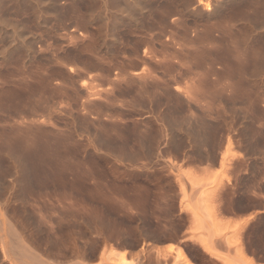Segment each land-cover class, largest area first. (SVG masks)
Masks as SVG:
<instances>
[{"label": "rangeland", "instance_id": "rangeland-1", "mask_svg": "<svg viewBox=\"0 0 264 264\" xmlns=\"http://www.w3.org/2000/svg\"><path fill=\"white\" fill-rule=\"evenodd\" d=\"M263 45L264 0H0V264H264Z\"/></svg>", "mask_w": 264, "mask_h": 264}, {"label": "bare ground", "instance_id": "bare-ground-1", "mask_svg": "<svg viewBox=\"0 0 264 264\" xmlns=\"http://www.w3.org/2000/svg\"><path fill=\"white\" fill-rule=\"evenodd\" d=\"M183 3H184V2H183ZM219 5H220V4H219ZM166 7H167V6H166ZM207 7H208V6H207ZM253 8H254V7H253ZM165 9H166V8H165ZM194 9H195V8H194ZM214 9H215V8H214ZM167 10H169V9H167ZM167 10H166V11H167ZM251 10H252V9H251ZM162 11L164 12V10H162ZM162 11H161V12L158 11V12H159V13H162ZM175 11H176V10H175ZM175 11H173V12H175ZM169 12H170V10H169ZM181 12H182V11H181ZM190 12H191V11H190ZM196 12H197V11H196ZM204 12H205L207 15L210 14V12H207L206 9L204 10ZM176 13L179 15L180 11H179V13L176 11ZM192 13H193V11H192ZM212 13H213V12H212ZM174 14H175V13H174ZM177 14H176V15H177ZM180 14H181V13H180ZM168 15H169V13H167V12H164V14L162 13V15H160V14L158 15L159 17L157 18V21H158L157 30H159L160 32L157 31V32H158L157 34H155L156 31H155L154 34H151V31H153L154 29H156V26H154V27H149V28L147 29L150 33H149L148 31H146V33L148 32L147 34H148L150 37H148L147 34L144 33V32H145L144 29H143V32H142V33H144V34L146 35V37H148L147 39H148V42H149V40H150L149 38L154 37V39H155V37H157V36H158V37H157V40H160V39H158V38L161 37V35H160L161 32H163V30L165 31V29L170 28L171 31L168 32V34L170 33V35H169V36L166 35L168 38H166V37L164 36V37L166 38L167 42L162 43V49H163V48L166 49L168 43H169V42H170V43H173V42L176 40V38H177V40H180V42H181V39H179L178 37H182L183 40H184L183 35H184L185 33H184V34L182 33V34H183V35H182L181 33H179V32L177 33V31L174 30L175 28L177 29V28L179 27V25L181 24V21H182V20L176 18V19H173V20H171L170 22H168V21H169V20L167 19ZM170 15H172V12H171ZM178 15H177V16H178ZM181 15H182V14H181ZM199 15H200V14H199ZM156 16H157V15H156ZM252 16H253V15H252ZM178 18H179V17H178ZM181 18H182V17H181ZM227 18H228V17H227ZM229 18H230V17H229ZM255 18H256V17H255ZM258 18H259V17H258ZM154 19H156V18H154ZM154 19H153V20H154ZM182 19H183V18H182ZM224 19H225V18H224ZM222 20H223V19H222ZM228 20H229V19H228ZM80 22H81V21H80ZM225 22H226V21H225ZM227 22H229V21H227ZM259 22H260V21H259ZM155 23H156V22H155ZM83 25H84V24H83ZM149 25H150V24H149ZM153 25H154V24H153ZM156 25H157V24H156ZM181 25H184V24L182 23ZM145 26H146V25H145ZM176 26H178V27H176ZM213 26L215 27V25H213ZM213 26H212L211 24H210V25H203L201 32H202L205 36H209L208 34H209L211 31H213V30H212V29H213ZM228 26H229V25H228ZM223 27H225V26H222L221 28H223ZM229 27H230V26H229ZM237 27H238V26H237ZM140 28H141V27H140ZM145 28H146V27H145ZM171 28H172V29H171ZM181 28H183V27H181ZM219 28H220V27H219ZM219 28H218V29H219ZM247 28H248V27H247ZM178 29H180V28H178ZM178 29H177V30H178ZM216 29H217V28H215V30H216ZM223 29H225V28H223ZM228 29L230 30V29H232V28L230 27V28H228ZM242 29H243V28H242ZM173 30H174V31H173ZM219 30H220V29H219ZM219 30H218V31H219ZM226 30H227V29H226ZM226 30H224V31L226 32ZM229 30H227V32H228ZM252 30H253V29H252ZM139 31H140V30H139ZM220 31H221V30H220ZM220 31H219V32H220ZM224 31L222 32V34H221V33H217V35H218V36H219V35H224V34H225ZM238 31H239V30H238ZM136 32H137V31H136ZM183 32H185V31H183ZM193 32H195V31H193ZM227 32H226V34H228ZM142 33H141V34H142ZM152 33H153V32H152ZM223 33H224V34H223ZM231 33H232V32H231ZM144 34H143V35H144ZM166 34H167V33H166ZM176 34H178V37H177ZM180 34H181V35H180ZM226 34H225V35H226ZM229 34H230V33H229ZM156 35H157V36H156ZM159 35H160V36H159ZM162 35H163V34H162ZM179 35H180V36H179ZM204 35H203V36H204ZM225 35H224V36H225ZM218 36L216 37L217 39H219L220 37H222V36H220V37H218ZM78 37H79V36H78ZM211 37H212V36H211ZM137 38H138V37H137ZM190 38H191V37H190ZM198 38H199V37H198ZM200 38H201V37H200ZM212 38H213V37H212ZM122 39H123V38H122ZM152 39H153V38H152ZM152 39H151V40H152ZM154 39H153V40H154ZM207 39H208V38H207ZM213 39H214V38H213ZM143 40H144V39H143ZM143 40H142V41H143ZM145 40H146V38H145ZM145 40H144V41H145ZM177 40H176V41H177ZM183 40H182V42H183V44H184V42H185L186 40H184V41H183ZM204 40L206 41V39H204ZM209 40H210V39H209ZM215 40H216V39H214V40H212V41H215ZM229 40H230V39H229ZM248 40H249V39H248ZM134 41H135V40H134ZM146 41H147V40H146ZM187 41H189V40H187ZM199 41H200V40H199ZM148 42H146V43H148ZM150 42H151V41H150ZM150 42H149V43H150ZM160 42H161V41H160ZM177 42H178V41H177ZM177 42H176V43H177ZM193 42H194V41H193ZM207 42H208V41H207ZM226 42H227V41H226ZM170 43H169V44H170ZM176 43H173V44L175 45ZM185 43H186V42H185ZM199 43H200V42H199ZM203 43H204V42H203ZM216 43H217V42H216ZM178 44H179V43H177V48H180V47H178ZM180 44H181V43H180ZM208 44H209V42H208ZM212 44H214V43H212ZM217 44H218V43H217ZM135 45H136V44H135ZM142 45H143V44H142ZM144 45H146V44L144 43ZM147 45H149V44H147ZM186 45H187V43H186ZM186 45H184V47L187 49ZM202 45H203V44H202ZM219 45H220V44H219ZM258 45H259V44H258ZM83 46H84V45H83ZM87 46H88V45H87ZM179 46H180V45H179ZM215 46H216V45H215ZM263 46H264V45H263ZM137 47H138V46H137ZM184 47H183V48H184ZM87 48H88V47H87ZM124 48H125V47L122 48V49H123V51H121L122 54H124L123 52L126 50V49H124ZM132 48H133V47H132ZM146 48H147V47H146ZM177 48H176L175 50H177ZM181 48H182V47H181ZM185 48H184V49H185ZM205 48H206V46H205ZM207 48H208V46H207ZM215 48H216V47H215ZM215 48L213 47V49H215ZM217 48H218V47H217ZM217 48H216V49H217ZM223 48H224V47H223ZM230 48H231V47H230ZM165 49H164V50H165ZM184 49H183V50H184ZM199 49H200V48H199ZM208 49H209V48H208ZM225 49H226V48H225ZM225 49H224V50H225ZM240 49H241V48H240ZM136 50H137V48H136ZM136 50H135V48L132 49V51L130 50V52L133 54V56H134V54H137ZM146 50H147V49H146ZM146 50H145V51H146ZM167 50H168V49H167ZM204 50H205V49H204ZM210 50H211V49H210ZM231 50H232V49H231ZM235 50H236V49H235ZM249 50H250V49H249ZM87 51H88V50H87ZM137 51H138V50H137ZM145 51H144V53H145ZM151 51H152V50H151ZM156 51H157V50H156ZM214 51H215V50H214ZM222 51H223V50H222ZM233 51H234V50H233ZM239 51H240V50H239ZM246 51H247V50H246ZM152 52H153V51H152ZM152 52H151V53H152ZM175 52H176V51H175ZM175 52H174V53H175ZM178 52H179V51H178ZM194 52H195V51H194ZM216 52H217V50H216ZM234 52H235V51H234ZM242 52H243V51H242ZM261 52H263V51H261ZM126 53H127V50H126ZM149 53H150V51H149V52L146 51L145 56L148 55ZM151 53H150V54H151ZM153 53H154V52H153ZM174 53H172V54H174ZM206 53H207V52H206ZM232 53H233V52H232ZM235 53H236V52H235ZM256 53H257V52H256ZM256 53H255V54H256ZM86 54H87V53H86ZM132 54H131V56H132ZM213 54H214V53H213ZM252 54H253V53H252ZM99 55H100V54H99ZM176 55H177V54H176ZM195 55H196V54H195ZM260 55H261V53H260ZM125 56H126V55H125ZM129 56H130V55H129ZM133 56H132V57H133ZM143 56H144V55H143ZM150 56H152V55H150ZM153 56H154V55H153ZM153 56L151 57V59L153 58ZM204 56H206V55L204 54ZM235 56H236V55H235ZM100 57H101V56H100ZM126 57H127V56H126ZM132 57H131V58H132ZM137 57H138V56H137ZM166 57H168V55H167ZM174 57H176V56H174ZM239 57L241 58V56H239ZM260 57H261V56H260ZM263 57H264V56H263ZM148 58L150 59V57H148ZM124 59H125V58H124ZM135 59H136V58H135ZM146 59H147V58H146ZM151 59H150V60H151ZM154 59H155V58H154ZM126 60H127V59H126ZM130 60H131V59H130ZM147 60H148V59H147ZM147 60H146V62H147ZM164 60H166V59H164ZM164 60H163L162 62H165ZM214 60H215V59H214ZM237 60H238V59H237ZM243 60H244V59H243ZM255 60H256V59H255ZM259 60H260V59H259ZM142 61H143V60H142ZM152 61H153V60H152ZM154 61H155V63H159V62H156V60H154ZM160 61H161V60H160ZM166 61H168V60H166ZM239 61H240V60H239ZM261 61H262V60H261ZM57 62H58V61H57ZM114 62H115V60H114ZM171 62H172V61H171ZM190 62H191V61H190ZM209 62H210V61H209ZM235 62H236V61H235ZM67 63H68V62H67ZM143 63H144V62H143ZM152 63H154V62H152ZM155 63H154V64H155ZM167 63H168V62H167ZM224 63H225V62H224ZM232 63H233V62H232ZM237 63H238V62H237ZM56 64H57V63H56ZM162 64H163V63H160L159 65H162ZM165 64H166V63H165ZM180 64H181V63H180ZM185 64H186V63H185ZM201 64H202V63H201ZM203 64H204V63H203ZM207 64H208V63H207ZM210 64H211V63H210ZM228 64H229V63H228ZM65 65H66V64H65ZM104 65H105V64H104ZM156 65H157V64H156ZM159 65H157V66H159ZM177 65H178V64H177ZM186 65H187V64H186ZM208 65H209V64H208ZM221 65H222V64H221ZM239 65H240V64H239ZM244 65H245V64H244ZM90 66H91V65H90ZM182 66H183V65H182ZM182 66H181V67H182ZM202 66H203V65H202ZM241 66H242V65H241ZM59 67H60V65H59ZM59 67H58V68H59ZM162 67H163V66H162ZM208 67H209V66H208ZM208 67H207V68H208ZM237 67H238V66H237ZM77 68H78V67H77ZM122 68H123V67H122ZM151 68H152V67H151ZM164 68H165V67H164ZM82 69H83V68H82ZM84 69H85V68H84ZM187 69H188V68H187ZM118 70H119V69H118ZM181 70H182V69H181ZM188 70L190 71V68H189ZM201 70H202V69H201ZM70 71H73L72 68H70ZM144 71H146V70H144ZM178 71H179V70H178ZM184 71H185V70H184ZM74 72H75V69H74ZM74 72H73V73H74ZM119 72H120V71H119ZM119 72H117V73H119ZM123 72H124V71H123ZM141 72H142V71H141ZM146 72H147V71H146ZM176 72H177V71H176ZM201 72H202V71H201ZM82 73H83V72H82ZM125 73H126V72H125ZM144 73H145V72H144ZM144 73H143V74H144ZM153 73H154V72H153ZM207 73H209V72H207ZM254 73H255V72H254ZM147 74H150V72L147 73ZM147 74H145L146 76L144 75V77H147ZM166 74H167V73H166ZM178 74H181V73H178ZM229 74H230V73H229ZM118 75H119V74H118ZM120 75H121V74H120ZM122 75H123V74H122ZM127 75H128V74H127ZM127 75H126V76H127ZM140 75H141V74H140ZM171 75H172V74H171ZM232 75H233V74H232ZM43 76H44V75H43ZM67 76H68V74H67ZM91 76H92V75H91ZM141 76L143 77V75H141ZM148 76H149V75H148ZM153 76H154V75H153ZM167 76H168V75H167ZM176 76H177V75H176ZM176 76H173V80H175V81H176L177 78L175 79L174 77H176ZM179 76H180V75H179ZM202 76H203V75H202ZM205 76H206V75H205ZM41 77H42V76H41ZM99 77H100V76H99ZM116 77H117V76H116ZM120 77H121V76H120ZM150 77H152V75H151ZM195 77H198V76H195ZM200 77H201V76H200ZM256 77H258V76H256ZM48 78H49V77H48ZM90 79H91V78H90ZM114 79H115V78H114ZM139 79H140V78H139ZM139 79H138V80H139ZM156 79H157V77H156ZM156 79H155V81H156ZM171 79H172V78H171ZM84 80H85V79H84ZM91 80H92V79H91ZM138 80H137V81H138ZM151 80H152V82L154 81L153 79H151ZM46 81H47V80H46ZM79 81H80V80H79ZM155 81H154V82H155ZM170 81H171V80H170ZM242 81H243V80H242ZM112 82H113V80H112ZM110 83H111V82H110ZM143 83H144V82H143ZM164 83H165V82H164ZM90 84L92 85V83H90ZM147 84H148V83H147ZM150 84H151V83H150ZM150 84H149V85H150ZM157 84H158V83H157ZM71 85H72V84H71ZM88 85H89V84H88ZM91 85H90V86H91ZM97 85H98V84H97ZM97 85H96V86H97ZM213 85H214V84H213ZM45 86H46V85H45ZM98 86H99V85H98ZM145 86H146V85H145ZM64 87H65V86H64ZM87 87H88V86H87ZM178 87H179V86H178ZM196 87H198V86H196ZM199 87H200V85H199ZM110 88H111V87H110ZM55 89H56V88H55ZM58 89H59V88H58ZM177 89H178V88H177ZM80 90H81V89H80ZM85 90H86V88H85ZM89 90H90V88H89ZM86 91H87V90H86ZM199 91H200V90H199ZM201 91H202V90H201ZM87 92H89V91H87ZM95 92H96V91H95ZM178 92H179V91H178ZM183 92H184V91H183ZM185 92H186V91H185ZM52 93H53V92H52ZM91 93H92V92H91ZM96 93H97V92H96ZM43 94H44V93H43ZM88 94H89V93H88ZM97 94H98V93H97ZM89 95H90V94H89ZM89 95H88V96H89ZM189 95H190V94H189ZM94 96H95V95H94ZM99 96H100V95H99ZM107 99H108V98H107ZM111 99H112V98H111ZM210 99H211V98H210ZM67 100H68V99H67ZM94 100H95V99H94ZM112 102H113V101H112ZM94 103H95V102H94ZM129 105H130V104H129ZM216 106H217V105H216ZM203 108H204V107H203ZM211 113H212V112H211ZM69 114H70V113H69ZM96 114H97V113H96ZM157 114H158V113H157ZM95 116H96V115H95ZM90 118H91V117H90ZM156 118H157V117H156ZM107 121H108V120H107ZM107 121H106V122H107ZM154 121H155V120H154ZM101 126H102V125H101ZM87 129H88V128H87ZM86 132H87V131H86ZM71 144H72V143H71ZM84 145H85V144H84ZM89 147H90V146H89ZM102 148H103V147H102ZM88 150H89V149H88ZM108 150H109V149H108ZM76 151H77V150H76ZM86 152H87V151H86ZM70 168H71V167H70ZM37 259H38V258H37ZM33 260H34V259H33ZM35 260H36V259H35ZM36 262H37V261H36ZM40 262H41V261H40ZM125 263H126V262H125Z\"/></svg>", "mask_w": 264, "mask_h": 264}]
</instances>
